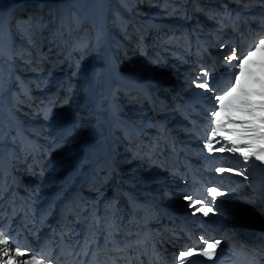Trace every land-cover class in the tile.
<instances>
[{
    "label": "bare ground",
    "instance_id": "6f19581e",
    "mask_svg": "<svg viewBox=\"0 0 264 264\" xmlns=\"http://www.w3.org/2000/svg\"><path fill=\"white\" fill-rule=\"evenodd\" d=\"M263 29L264 0H0V249L87 264L115 238L120 262L180 264L204 238L264 264V164L205 138L220 54ZM208 188L204 216L185 197Z\"/></svg>",
    "mask_w": 264,
    "mask_h": 264
},
{
    "label": "snow or ice",
    "instance_id": "6c2138e0",
    "mask_svg": "<svg viewBox=\"0 0 264 264\" xmlns=\"http://www.w3.org/2000/svg\"><path fill=\"white\" fill-rule=\"evenodd\" d=\"M236 60V64L231 61ZM225 61L233 68L231 78L227 87L222 94L215 96L216 103L209 109L210 116L207 118V129L211 132V136H206L208 140L207 148L209 152L215 150L218 152L228 151L230 153H238L243 158V163L247 164L250 158L264 164V39H260L252 50L247 51L237 57L236 49L233 48L231 54L225 58ZM238 69V71H237ZM210 73L205 69L197 76L195 86L206 91H215L209 82ZM220 137L224 141H228L231 147L221 146L214 149L213 140ZM219 143L220 141H216ZM216 172H232L231 168H216ZM242 174V173H237ZM206 195L211 200L205 204L199 199H193L186 196L185 199L191 201V207L195 212L208 216L213 212V207L209 206L214 203L216 198L223 193L218 192L216 188L206 189ZM251 203V202H250ZM200 205V207H197ZM202 239L199 251L189 248L179 254L180 264H189L188 258L194 255L206 257L213 260L216 257L217 249L222 241ZM8 237L0 232V245L7 246ZM88 244L86 239L85 245ZM127 247V246H126ZM114 250L122 251L118 246ZM84 255H88L85 249H82ZM3 256L9 258L5 264H42V260L33 255L30 259L17 260L9 255L7 247L0 249ZM26 253L17 250L15 257H24ZM92 264H97L96 253L93 252ZM110 264H116L115 258H109ZM105 264H108L106 261ZM195 264V262H191Z\"/></svg>",
    "mask_w": 264,
    "mask_h": 264
},
{
    "label": "rangeland",
    "instance_id": "374dc122",
    "mask_svg": "<svg viewBox=\"0 0 264 264\" xmlns=\"http://www.w3.org/2000/svg\"><path fill=\"white\" fill-rule=\"evenodd\" d=\"M237 5H239V4H237ZM199 15H200V13H199ZM259 38H260V39H264V29H263V31H262V33H261V36H260ZM260 39H259V40H260ZM258 42H259V41H258ZM230 49H231V47H229L228 50H226V51H224L222 54H220V56H223V57H222V61L225 60V58L231 54ZM142 50H143V49H141V48L139 47L136 51H138V52L140 53ZM152 57H153V61H158V63L162 60V58H159V59H158L157 54H156L155 51L152 53ZM232 62H233V61H232ZM161 64H162V63H161ZM231 71L233 72V70H231ZM223 72H226V70H222V73H223ZM229 72H230V71H229ZM189 87H190V86H186V87H184V89H183V91H182V94H185V93L187 92V90L189 89ZM174 226H175L176 228H179V227L176 226V224H174ZM176 231H180V230H176ZM45 257H49V256H45Z\"/></svg>",
    "mask_w": 264,
    "mask_h": 264
}]
</instances>
